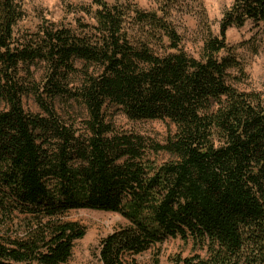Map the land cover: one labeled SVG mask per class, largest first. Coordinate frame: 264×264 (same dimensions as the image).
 <instances>
[{
  "label": "trees",
  "instance_id": "obj_1",
  "mask_svg": "<svg viewBox=\"0 0 264 264\" xmlns=\"http://www.w3.org/2000/svg\"><path fill=\"white\" fill-rule=\"evenodd\" d=\"M184 1L70 3L76 28L30 32L18 28L24 6L0 0V264H68L87 232L66 218L75 209L129 222L101 240L102 264L169 237L207 248L186 264H264V92L235 86L246 69L227 37L264 22V0H235L198 58L172 18ZM30 94L40 112L25 108ZM58 100L85 112L84 132ZM114 107L176 132L158 143L118 129Z\"/></svg>",
  "mask_w": 264,
  "mask_h": 264
},
{
  "label": "rangeland",
  "instance_id": "obj_2",
  "mask_svg": "<svg viewBox=\"0 0 264 264\" xmlns=\"http://www.w3.org/2000/svg\"><path fill=\"white\" fill-rule=\"evenodd\" d=\"M24 6L25 17L19 23V30L35 32L45 21L65 24L69 28H76L79 13H66V5L91 3L93 0H17ZM110 3L125 0H107ZM139 3L144 9L157 8L156 0H130ZM235 0H186L173 10L172 18L178 31L184 38V46L188 53L200 56L204 38L210 33L218 35L220 21L224 12ZM234 53L245 64L246 77L233 81L235 86L245 91L264 92V22L259 24L248 21L243 27H231L227 31ZM41 70V69H39ZM42 70L37 74L40 75ZM240 77L237 71H233ZM27 110L40 112L36 96L30 94L24 98ZM4 105H0L2 108ZM59 111L64 118L76 120L75 127L85 131V112L66 106L61 100L57 101ZM111 119L116 128L126 132L144 135L153 142L165 143L176 132V126L169 120H132L117 107L111 111ZM153 159L164 162L173 157L164 151L152 153ZM1 218V211H0ZM66 218L76 221L87 228L86 235L76 240L73 255L68 264H102L99 257L101 240L117 229L128 226L129 222L120 213L95 209H75L66 214ZM18 220L1 227L3 233L14 234L19 229ZM207 248L196 245L192 241L180 238H167L162 243L155 244L149 250L130 256L129 264H186L185 260L195 256L205 258ZM36 264V263H35Z\"/></svg>",
  "mask_w": 264,
  "mask_h": 264
}]
</instances>
